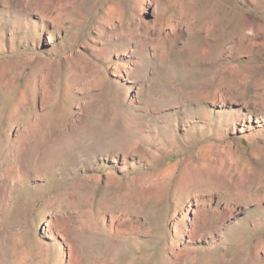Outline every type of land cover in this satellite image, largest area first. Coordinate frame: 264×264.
Instances as JSON below:
<instances>
[{
	"label": "rangeland",
	"instance_id": "obj_1",
	"mask_svg": "<svg viewBox=\"0 0 264 264\" xmlns=\"http://www.w3.org/2000/svg\"><path fill=\"white\" fill-rule=\"evenodd\" d=\"M0 264H264V0H0Z\"/></svg>",
	"mask_w": 264,
	"mask_h": 264
}]
</instances>
